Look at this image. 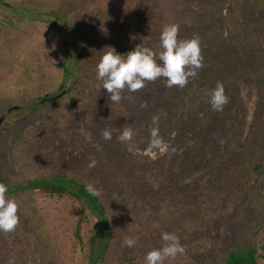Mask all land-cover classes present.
<instances>
[{
  "label": "rangeland",
  "instance_id": "374dc122",
  "mask_svg": "<svg viewBox=\"0 0 264 264\" xmlns=\"http://www.w3.org/2000/svg\"><path fill=\"white\" fill-rule=\"evenodd\" d=\"M256 1L0 0L2 175L12 185L60 172L101 189L98 199L105 208L110 237L103 260L97 264H145L146 254L161 247L163 232L176 234L185 248L183 255L165 259L163 264H224L227 252L244 253L255 242L256 232L264 231V199L260 194L264 181L245 167L249 163L264 165V123L253 120L255 112H262L261 98L251 85H238V96L246 108V115L238 119L233 116L229 120L222 113L223 119L220 111L212 116L217 111L209 103L210 91L220 72L208 65L197 69L184 88H167L161 79L147 82L144 95L139 97L146 95L157 105L144 101L140 109L133 101L137 96L127 89L119 103L111 102L97 73L90 72L93 63L83 60L79 76L86 85L85 96L67 98L61 93V101L40 100L61 85L66 55L63 42L74 36L68 25L83 35L85 45L95 53L106 44L119 54L139 44L159 53L165 24L194 28L206 14L213 20L211 31L219 32L222 26L221 36L226 38L254 10L264 32V6ZM224 85L231 87L230 81ZM230 106L229 101L226 107ZM191 114L196 117L190 118ZM153 116L159 117L155 125ZM188 120L195 121L193 127L209 136L206 143L211 152L203 155L214 156L217 165L204 189L200 183L180 189L177 198L190 203L175 208L169 192L175 191L170 188L178 175L170 171L174 164L170 155L174 144L181 147L184 143L187 129L181 123ZM229 122L235 128L223 134L222 128L229 127ZM129 125L132 151L117 139ZM154 126L168 146L166 152L148 150ZM105 128L121 145V156L117 155L122 161L110 153V140L102 136ZM20 137L28 144L20 146ZM178 152L187 153L186 149ZM90 158L97 161L95 167H88ZM232 167L234 175L220 177ZM164 192L171 200L162 197ZM7 196L16 200L20 222L14 232H0V264H86L89 232L96 223L88 210L69 197H49L37 191ZM83 215L89 221L81 224L79 244L74 231ZM125 236L135 239L136 244L122 247Z\"/></svg>",
  "mask_w": 264,
  "mask_h": 264
},
{
  "label": "trees",
  "instance_id": "16d2710c",
  "mask_svg": "<svg viewBox=\"0 0 264 264\" xmlns=\"http://www.w3.org/2000/svg\"><path fill=\"white\" fill-rule=\"evenodd\" d=\"M258 4L264 6V0L256 1ZM253 10V9H252ZM253 12H255L253 10ZM251 12V14H247L245 19L243 18L242 22L236 24V32L232 33V36L223 37L221 36V32L223 31L222 26L219 32L211 31L212 27V18H210L209 14L203 16L202 20L200 19L197 24L192 27L180 26L179 31L180 35L183 38H190L194 34H198L200 37V44L202 49V55L204 57L203 65L211 66L214 70L220 72L215 76V80L223 82V85L230 81L231 87L228 85H224L226 95H230L229 101L231 103L230 108L224 106L222 111H217L212 114L214 117L218 113L223 116V114L231 120L233 116H236L237 119L246 115V108L244 106V102L238 96L239 88L238 85L242 83V87L250 86L255 89L257 92V97L261 100V113H256L253 120L257 124L264 123V32L261 28L260 21L258 20V16L255 13ZM48 14H52V11H48ZM55 12L53 15H55ZM60 14H58L59 16ZM26 16V15H25ZM262 19H264L262 17ZM53 26V25H52ZM69 33H74V36L71 38L65 39L64 43V60L62 64V80L61 85L58 86L53 92L49 94L48 97H43L40 100L43 102H50L55 100H60L62 96H66L67 98H73L76 96H85L86 93V85L83 82V78L79 76L81 70V64L83 60L87 63H93V68L90 72H95L96 75V65L99 62L102 52L95 53L90 51L88 45H85V41L83 40V35L76 31V28L73 25H68ZM105 46H112L111 44H106ZM209 59V60H208ZM205 61H208L205 64ZM97 62V63H95ZM76 63V65H75ZM211 69V68H210ZM230 78V79H229ZM229 79L228 81H225ZM102 84V81H100ZM217 83V81H214ZM233 83V84H232ZM61 88V89H60ZM62 91V92H61ZM146 89H142L137 92H133V96H137V99H134L135 106L138 103L139 108L143 107L144 101L148 102V105H154L153 100L151 102L148 98L144 97L140 98L139 96L144 95L143 93ZM63 95H62V94ZM230 93V94H229ZM61 94V95H60ZM139 97V98H138ZM139 99V101H138ZM142 99V100H140ZM157 105V103L155 104ZM69 107L70 105H65ZM147 108H145L146 110ZM137 110H139L137 108ZM234 112V113H233ZM223 113V114H222ZM232 113V114H231ZM6 114V113H5ZM149 117L148 114H145L144 117ZM219 116L218 118L222 117ZM195 118V114H191L190 118ZM224 119V116H223ZM1 120H4V117H1ZM193 120V119H192ZM188 120L184 121L183 126L187 129V134L184 136V143L179 146H172L175 149V152H171L174 164L171 166V173H176L178 175V179L175 183L171 184L170 189H174L175 191H170L169 194L173 199L171 205L176 208V205L185 206L188 205L186 199H178V192L182 187L184 189H189L192 187H197L196 184L200 183V186L205 188V185H208L209 178L214 174V169L216 167V163L214 162L215 157H207L204 156V151L207 152L209 150L211 152V146L209 143V136L206 134L203 135L201 131L193 127L195 121ZM198 122V120L196 121ZM238 122V120H237ZM229 122V127L222 128L225 129L224 133H227V129H234L235 125ZM209 125V124H208ZM225 126V125H223ZM202 133V134H201ZM228 134V133H227ZM236 134V133H235ZM233 135V140L236 141V136ZM208 138V140H206ZM236 139V140H235ZM208 141V143H206ZM19 145L23 146L28 144L25 139L20 137L18 140ZM110 146L112 147V151L110 153L118 158L120 161L121 158V145L115 143V140H110ZM237 142V141H236ZM239 142V140H238ZM237 142V143H238ZM253 143V141H252ZM203 148V149H202ZM186 149L187 153H179L178 150L184 151ZM218 148H216L217 150ZM191 151L189 153V151ZM200 150V151H199ZM120 153V156L117 155ZM212 155V154H211ZM74 157L70 158V161L73 160ZM239 160V159H237ZM69 161V162H70ZM79 161V160H78ZM159 161V160H157ZM158 162H156L157 164ZM155 164V165H156ZM200 165V166H199ZM249 167L250 171L254 174H257L264 181V165L254 163L245 165L246 169ZM198 170V171H197ZM232 171V172H231ZM224 172V173H223ZM220 177L223 176H232L236 173V170L229 168L228 171L224 170ZM210 175V176H209ZM170 178L167 179V182H170ZM179 181V183H178ZM0 183L7 185L8 192L6 195H16L18 193L27 194L28 191L30 193L40 192L45 196L49 197H69L77 201L83 210H88L92 216L95 217L96 223L91 226L90 229V241H89V250L88 256L86 259V264H97L101 263L103 260V256L108 247L109 240V226L107 224V219L105 217V208L100 203L98 197L90 195L85 186L87 185L81 179L76 178L75 176H67L63 173H52L49 175H39L37 177H32L27 179L26 181H21L16 184H9L5 177L2 175L0 171ZM171 183V182H170ZM178 183V185H177ZM207 183V184H206ZM180 185V186H179ZM264 186V185H263ZM169 189V190H170ZM167 192V191H166ZM187 192V191H185ZM182 191L180 192V194ZM179 194V195H180ZM187 194V193H186ZM261 198L264 199V187L260 191ZM165 192L162 194V197L165 198ZM173 195V196H172ZM176 196V197H175ZM165 199H170L166 197ZM171 200V199H170ZM185 200V201H184ZM89 221L88 217L83 215L80 221L77 222L74 238L78 241L79 244L81 241V227L84 224H87ZM82 224V226H81ZM255 235V242L250 245V247L243 253H239L236 251L227 252V258L224 264H264V231L262 229L258 230Z\"/></svg>",
  "mask_w": 264,
  "mask_h": 264
},
{
  "label": "clouds",
  "instance_id": "9594fccd",
  "mask_svg": "<svg viewBox=\"0 0 264 264\" xmlns=\"http://www.w3.org/2000/svg\"><path fill=\"white\" fill-rule=\"evenodd\" d=\"M159 53L142 44L136 45L126 54H119L112 46H105L103 53L96 65L97 79L102 81V88L106 89L109 100L119 103L123 97L121 93L127 89L128 92H137L146 87L147 82H155L161 79L167 88H184L190 78L196 76L197 69L203 67V55L200 37L194 34L190 38L179 37V25L176 23L165 24L159 37ZM229 102L222 82L217 81L215 87L210 91L209 103L213 111H222ZM159 117L153 116V124H157ZM105 140L112 139V132L105 128L102 132ZM133 130L131 126L122 128L117 139L128 145L132 151L134 145L131 143ZM167 144L159 134L158 127L150 128V140L148 150L167 151ZM175 152V149H172ZM97 161L90 158L89 168L95 167ZM86 191L99 197L101 189H97L89 183L85 186ZM7 185L0 183V232L5 234L14 232L19 225L18 204L15 199L9 198ZM161 247L150 250L145 258V264H163L165 259H175L177 255H183L185 248L180 243L179 237L174 233L163 232ZM136 240L125 236L122 247H133Z\"/></svg>",
  "mask_w": 264,
  "mask_h": 264
},
{
  "label": "water",
  "instance_id": "95a60500",
  "mask_svg": "<svg viewBox=\"0 0 264 264\" xmlns=\"http://www.w3.org/2000/svg\"><path fill=\"white\" fill-rule=\"evenodd\" d=\"M0 121H1V119H0Z\"/></svg>",
  "mask_w": 264,
  "mask_h": 264
}]
</instances>
